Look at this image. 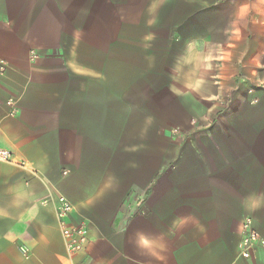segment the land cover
Wrapping results in <instances>:
<instances>
[{
  "label": "crops",
  "instance_id": "crops-1",
  "mask_svg": "<svg viewBox=\"0 0 264 264\" xmlns=\"http://www.w3.org/2000/svg\"><path fill=\"white\" fill-rule=\"evenodd\" d=\"M1 59L0 264H264V0H0Z\"/></svg>",
  "mask_w": 264,
  "mask_h": 264
},
{
  "label": "built area",
  "instance_id": "built-area-1",
  "mask_svg": "<svg viewBox=\"0 0 264 264\" xmlns=\"http://www.w3.org/2000/svg\"><path fill=\"white\" fill-rule=\"evenodd\" d=\"M8 64L5 60H0V75H5ZM12 102H9L11 104ZM11 154L0 147V162H11ZM47 202H44L46 204ZM74 207L65 196H58L56 199V218L61 230L66 249L70 254L83 252L90 240V230L88 224L82 222L73 226L69 218L73 214ZM264 250V237L256 230L252 219H246L242 224V236L238 247V256L241 260L253 258L258 251ZM22 252L28 257V252L22 248Z\"/></svg>",
  "mask_w": 264,
  "mask_h": 264
}]
</instances>
